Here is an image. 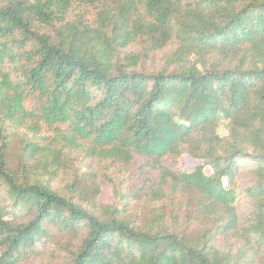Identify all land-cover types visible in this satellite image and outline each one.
<instances>
[{
  "label": "trees",
  "instance_id": "trees-1",
  "mask_svg": "<svg viewBox=\"0 0 264 264\" xmlns=\"http://www.w3.org/2000/svg\"><path fill=\"white\" fill-rule=\"evenodd\" d=\"M52 262L264 264V0H0V264Z\"/></svg>",
  "mask_w": 264,
  "mask_h": 264
},
{
  "label": "rangeland",
  "instance_id": "rangeland-1",
  "mask_svg": "<svg viewBox=\"0 0 264 264\" xmlns=\"http://www.w3.org/2000/svg\"><path fill=\"white\" fill-rule=\"evenodd\" d=\"M161 58V57H160ZM155 65L159 66L160 64V59L159 58H155ZM15 152L14 150L11 151L10 153V158H11V161H13L15 159ZM78 161L81 162L77 167H78V173H86L87 172V169L86 167L89 165V162L87 160H84L82 157H79L78 158ZM183 164H184V167L186 169L187 172H191L194 168V166L196 164H198L197 161H194V160H191L190 158L188 157H183ZM99 182V180H97ZM148 207L147 206H140L139 208H136L135 211H134V215H133V218L138 220V222H141L143 219H146L147 217V214H148ZM56 262V261H55ZM51 264H57V263H54L52 262Z\"/></svg>",
  "mask_w": 264,
  "mask_h": 264
}]
</instances>
